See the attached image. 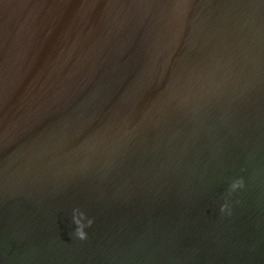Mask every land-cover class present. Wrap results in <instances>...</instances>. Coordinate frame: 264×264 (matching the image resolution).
Returning a JSON list of instances; mask_svg holds the SVG:
<instances>
[{
  "label": "water",
  "instance_id": "1",
  "mask_svg": "<svg viewBox=\"0 0 264 264\" xmlns=\"http://www.w3.org/2000/svg\"><path fill=\"white\" fill-rule=\"evenodd\" d=\"M0 264H264V0H0Z\"/></svg>",
  "mask_w": 264,
  "mask_h": 264
}]
</instances>
